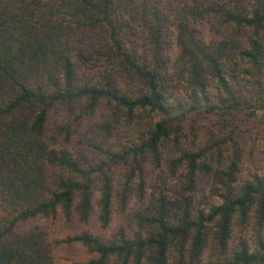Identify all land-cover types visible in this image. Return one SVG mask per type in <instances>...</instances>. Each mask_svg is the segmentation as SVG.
I'll list each match as a JSON object with an SVG mask.
<instances>
[{"label":"trees","instance_id":"1","mask_svg":"<svg viewBox=\"0 0 264 264\" xmlns=\"http://www.w3.org/2000/svg\"><path fill=\"white\" fill-rule=\"evenodd\" d=\"M182 2L188 21L213 16L225 29L207 44L180 21L173 66L162 0H0V264H65L59 249L76 244L92 256L73 264H264V173L239 180L245 149L236 140L252 120L264 124V0ZM79 65L98 71L81 78ZM102 101L131 123L152 118L133 146L89 165L50 147L55 109H79L80 119ZM201 113L221 114L218 143L237 145L220 170L219 202L205 210L161 191L144 204L141 158L159 166L170 141L169 169L186 165L185 193L196 191L201 171H213L204 149L179 145L181 121ZM56 129V140L71 141V123ZM113 162L128 168L118 183ZM136 192L143 206L132 230L107 240L87 229L56 236L58 219L87 225L97 214L108 228L114 201L125 210Z\"/></svg>","mask_w":264,"mask_h":264},{"label":"rangeland","instance_id":"2","mask_svg":"<svg viewBox=\"0 0 264 264\" xmlns=\"http://www.w3.org/2000/svg\"><path fill=\"white\" fill-rule=\"evenodd\" d=\"M182 1L162 0V2L166 3L164 5L168 7L167 13L170 16L168 20L170 28L167 36L168 55L170 57V64H173V66H178L179 55L181 53L180 41L184 39L182 30L177 28V24L180 21H184L191 29H194L197 39L207 44L215 43L222 38V33L225 29L221 21L213 16L207 19L204 18L201 21H188L187 17L184 18L181 14V8L184 3ZM99 70L101 71L103 68ZM109 70L107 68L105 72ZM78 71L81 78H86L89 74L97 73L98 70H91L79 65ZM80 103L81 106L85 104L84 101ZM80 103H76L75 105L79 107ZM116 110L114 105L102 101L93 111L84 109L82 117L77 119L76 116L79 114V109L73 114L65 106L60 105L52 114L48 129V144L51 148L68 149L84 165L109 160L112 153L120 152L133 146L137 141L139 133L145 131L152 121V118L145 114L138 115L131 123L122 111L119 110L117 112ZM221 116L219 113H201L189 115L181 121L179 130L180 147L183 149L188 147L194 150L199 148L204 149L208 153L209 162L213 164V171L211 173L201 171L197 176V189L195 192L185 193L182 189L184 181L182 175L186 170V165L181 166L176 174H172L169 169V157L174 152L173 141L169 142L168 147L163 148L162 160L159 166L150 157L141 158L145 181L144 204L148 205L151 199L161 191L167 193L171 202L178 200L185 202L188 196L194 207H200L205 210L211 204L219 202L218 193L224 187L220 177V170L225 167L228 159L237 147L236 142L233 140L228 143H218L216 137L219 135L217 133L221 132ZM66 122L72 124L73 130V137L68 143L64 142L63 136H58L57 140L54 138V133L56 132L57 134V124ZM258 122L259 120H252L248 123L249 125H246L250 129L249 132L237 131L236 133L237 143H240L245 149L238 173L239 180L249 178L252 172L264 173V124L257 126ZM220 135H223V133H220ZM207 147L209 148L207 149ZM220 159L222 160L221 163L219 162ZM126 169L124 166L116 165L113 162L109 174L118 183V180H121V176ZM135 187H138V180L135 183ZM142 203L143 201L139 200L137 192L130 198V202L125 210L115 200L113 219L111 225L106 229L98 223L97 214H94L95 217L87 225L76 221L58 219L54 223L56 236L62 238L87 229L102 239L107 240L120 228L126 227L128 230H132L134 226L133 215L143 206ZM91 256L87 248L79 244L61 247L58 255L60 262L65 264L83 262ZM207 256L209 255L207 254ZM112 264H116V262L113 261Z\"/></svg>","mask_w":264,"mask_h":264}]
</instances>
